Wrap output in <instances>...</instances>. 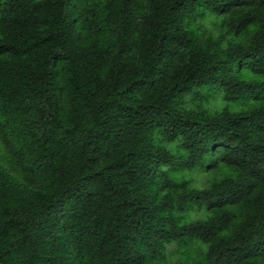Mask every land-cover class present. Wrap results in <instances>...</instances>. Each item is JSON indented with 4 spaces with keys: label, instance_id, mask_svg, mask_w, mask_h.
Here are the masks:
<instances>
[{
    "label": "trees",
    "instance_id": "trees-1",
    "mask_svg": "<svg viewBox=\"0 0 264 264\" xmlns=\"http://www.w3.org/2000/svg\"><path fill=\"white\" fill-rule=\"evenodd\" d=\"M0 264H264V0H0Z\"/></svg>",
    "mask_w": 264,
    "mask_h": 264
}]
</instances>
